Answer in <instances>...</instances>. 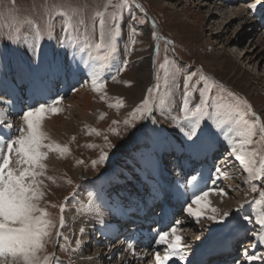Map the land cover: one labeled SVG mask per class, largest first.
<instances>
[{
  "label": "rangeland",
  "instance_id": "obj_1",
  "mask_svg": "<svg viewBox=\"0 0 264 264\" xmlns=\"http://www.w3.org/2000/svg\"><path fill=\"white\" fill-rule=\"evenodd\" d=\"M200 1L201 0H132L127 8L118 13L120 19L117 23V27L121 30L116 33L118 40V55H116L115 60L112 61L111 64L102 70L103 75L107 77L105 88L107 94L106 99L101 100V94L95 93L94 104L97 108L96 114L83 126L73 124L69 133L63 134L62 137L57 140V144L61 147H67L68 152L61 154L54 151L53 164L46 168V177H52L55 183H53L52 180L45 179L47 187L44 189L45 197L41 202V206L46 208L50 213L51 219L56 224V227L51 230V236L47 238L48 242L45 245V249L40 253L41 257H55L60 264H69L70 256L72 257L74 252L80 249L82 250L80 245L77 246L76 240L81 241L82 237L86 235V228H83L82 224H78L77 226L68 224L61 228L59 224L61 215L60 205L65 204L66 206H70L74 201L79 203L80 198H78V194L79 196L82 195L81 188L83 186L86 188L83 195L92 194L95 189H97V191L102 190L104 186H97L93 189L92 186H94L95 181L98 182L107 173L112 175L113 172L117 170L118 166L130 164V166L135 167L137 171L135 176L138 175V178L142 180V183L141 181H136V183L143 184V187L144 183L147 185V188H145V191H147L145 198H140L139 193L141 188L137 186L135 187L137 192H134V201H132L133 207L139 206L140 211L145 216L148 215L153 217L154 215V217H157L160 203L161 205L164 203L169 210L172 206H175L177 193L181 194L183 189H185V187L180 184L178 186H181L179 188L181 192L175 191V184L180 183L179 180H176L178 176L177 167H186L187 164L184 159L189 155L179 149L177 146L178 141L173 140L171 144L161 141L153 135L151 130L153 128H165L169 131L176 129L174 118L182 116L180 109L182 107L185 74H193V82H195L199 74L202 73L210 78L216 85L222 86L224 91L219 93V95H222L225 101H232V97L229 96L228 93H231L232 96L239 97L241 100L247 101L255 117H259L261 124L264 125V44L263 46L255 44L258 39L264 42V23L261 22L259 26L253 25L247 30V26L249 25L248 19L251 15L247 14L238 21L236 20V23H233L231 27H226L225 30H222V28L226 26L227 20L231 18L233 14L236 15L242 7L249 6L256 1L250 0L246 4L238 2L231 4L230 7L223 8V11L220 10L217 16H215V19L210 21H208L209 14L211 11L214 12L213 9L216 8L215 4H217L215 2L223 0H204L203 3L208 5L202 9H199L200 6H198ZM119 2L120 0H0V4L3 5V7L0 8V40L11 44L10 37H16L19 32L18 45H12V47L17 48L19 55H14L9 60V65H14V63L15 65H25V59H27L31 60L33 65L39 66L45 61L44 59H46V57L47 60H51L54 53L65 52L67 53L66 55L69 57L71 56L72 60H81V56L84 54L79 52L76 47H67L65 44H62V41L65 39V33L63 31L65 18L60 15V13L69 8L78 10L80 15L76 19L82 18L84 24L78 25L74 21V28L76 29L74 35L77 37L79 43L94 45L99 42L98 18L95 14L97 12L106 11L105 19H109L112 13L117 12L115 5ZM136 5H139V7H136ZM222 12L224 14H222ZM258 12L264 13L262 10ZM260 14L261 13L257 14V19L261 18ZM131 15L144 18L147 22L143 25L132 22L130 19ZM17 16L21 19L27 18L31 20L32 23L30 25L22 24L16 19ZM153 22H155L154 28L152 26ZM49 26H51L50 36ZM37 29H39V31H37ZM133 29H135V44H131ZM252 29L253 31L250 33ZM152 32L156 33L158 39L152 38ZM167 41L171 43H166ZM37 42L41 47L35 54L36 57L32 59V47ZM225 42L235 44H231V48L228 49L225 48ZM24 46H28L29 55H26ZM157 46L159 47L158 55L155 53ZM127 47L131 48L130 55H125V49ZM92 51L95 54V48H93ZM64 57L65 56H61L60 59L64 60ZM37 58H40L42 61H40V63L39 61L37 62ZM86 58L87 56H85V59ZM124 59L128 60V67L124 72L119 74L116 81H113L110 77L116 73L117 67ZM165 59L174 62L175 67L179 69V72L175 76V83L167 89L162 87L158 95L154 94L157 106L153 110L150 118L136 122V127L143 128V133L133 136L132 132H134L135 129L125 128L123 122L130 119L132 111L139 106L145 98L147 89L153 87L156 83L157 76H159L160 82L163 85L166 72L164 69H161L159 65L164 63ZM169 67H171V65H169ZM10 68L9 66L8 71ZM5 75L4 73L3 79H6ZM84 76L87 75L84 73ZM68 80H71L70 77ZM56 84H58L57 81ZM74 87L75 88H72L71 91L79 90L78 88H80V85L77 84L74 85ZM56 88H59V86ZM215 94H217V89H213V95ZM19 96V99H22L23 95L20 94ZM57 96H61V94H57ZM67 98H69V94L63 97L64 100ZM161 99L165 101V106L163 107L159 105V100ZM197 100L198 93L194 94L193 103ZM22 101L20 102V113L17 115L15 121L12 122L11 120L13 119L11 118L7 123L21 125L20 123L23 122L21 118L22 112L23 110H27L24 109L23 105H25V107L26 104L27 107L29 105V102L26 100ZM118 101H123L122 107H109V105H116ZM1 107L2 106H0V108ZM10 107H12V103H8V107H3L2 111L7 113ZM248 118L252 119L253 117L250 115ZM113 121H117V123L113 124ZM3 126L4 125H0V131L3 130L1 129ZM113 128L120 132V137L113 135L110 131ZM97 133H99V135H97ZM262 135L264 134L260 132L258 127L256 135L253 138V145L250 149L256 150L259 153L256 157L257 163L255 167L257 168L260 167L261 163H264V141H262ZM105 136L108 137V140L112 144L116 145V148L108 149L106 147L104 140ZM211 148L214 152L215 150L218 153L223 152L225 155L222 160L227 158L232 163L231 165L225 166L228 167V169H223V172L229 175L228 180H226L229 184L220 181L221 186L219 187L223 188L228 193L227 196H224L226 199L223 201V205L226 206L228 210L226 212L230 213L228 218L232 219L237 216L238 212H245V214L247 212L250 216L253 215V218H257L259 213L264 210V201L260 204L254 202L261 200V193L264 192V181L249 180L248 173L243 170L242 165L238 162L234 163L232 160L234 153L223 137H221V142L218 145ZM164 149L165 152H163ZM101 151L109 152V159L106 165L93 168L91 161L98 159ZM162 152L165 153L163 158H161L163 160L158 161L159 154ZM146 153H150L152 156L153 162L151 168L147 167L145 164L144 156ZM201 157L203 158L204 154L197 158L194 165H198V171L206 168L204 167L205 165H199ZM78 161H83V163L78 164ZM174 166L175 169H173ZM172 169V176L175 177H173V179L171 178L170 181H165L163 170L172 172ZM207 170L209 176H207L208 178L204 177V180L207 181L208 187L219 189L215 187V184H213L210 179V174L212 173L210 168ZM134 172L135 171H133V173ZM197 173L198 172L195 173V170L189 172L188 169H186L179 174L182 178L184 175L186 178H189L191 175ZM122 175L123 174H121V176ZM148 175L150 181L147 178ZM211 175L215 176L214 174ZM184 179H182V181ZM69 180L72 182L71 184L68 183ZM254 185L256 191L251 190ZM154 186H158L160 189V199L154 200L155 202L161 200L160 203L157 202L158 204H155L152 200L154 199L152 196ZM242 191L248 192L249 195L248 197L238 199L237 196L241 194ZM110 195L113 197L114 192H111ZM165 195L167 197H165ZM112 200L113 204L117 203L114 199ZM125 201L127 203L128 199L125 198ZM77 203H73L72 205H76ZM146 204H149V206H145ZM52 205H56V207H52ZM249 205H251V207H249ZM183 209L184 208H179L176 210V219L178 217L182 218L186 213ZM171 211L173 215H175L174 211ZM220 212L221 215L225 213L222 210H220ZM131 214L129 215L130 218L135 216V213ZM245 214L242 213L239 215L241 218L240 221L244 223L246 222L243 220ZM190 218L186 221L187 224L181 225V227L178 225L179 232L188 235L186 241H193L189 243L191 246V248L189 247L190 249L186 246L183 249L185 252L189 249V252H187L189 259L192 256V249L200 245L207 236L206 231L201 229L202 226L204 227V224L200 226L199 222L195 221L197 225L194 222V218H191V222ZM126 222L128 223L129 221ZM238 225L239 223L237 227H239ZM170 227L171 226H169V228ZM81 228L84 229L83 233L80 232ZM255 228H258V226ZM57 232H60L61 235L57 236ZM102 234H104V232ZM102 234L100 233L99 235ZM248 235L249 234H246L245 238L239 237L237 244L241 245H239V247L235 246L233 249L234 258L229 264H234L235 260L240 261L243 259L244 249L242 250V244H248ZM171 239L172 237L170 236L169 240ZM121 240L122 237H120V235L113 241L109 240L110 245H108V247H101L105 248L103 254L109 251L106 250L108 248L111 252L116 246L117 241ZM246 240L247 242H245ZM251 242L258 243V240L253 237V239L251 238ZM152 243L153 242L147 246V250L149 249L148 254L151 252L152 256H154L157 250H151V248H149L154 246ZM165 247L166 246L161 247L159 250L160 254L164 255ZM221 247L224 246L221 244ZM62 248L65 250H61ZM98 248L99 239L96 238L93 240L90 249L88 248V250L80 253L83 255V258H87L89 256H94L93 253ZM246 249H249L250 253V245L247 246ZM126 250L127 246L121 248L115 255H109L106 257V260L104 259L105 257H97L96 262L97 264L101 263V261L103 264H119V259L123 258L124 251ZM259 253L264 255L262 250H260ZM134 256L138 257L135 253ZM151 259V257H145L141 260L140 258H136L133 264H148ZM153 261L156 263L154 258ZM177 264H181V262H177Z\"/></svg>",
  "mask_w": 264,
  "mask_h": 264
},
{
  "label": "snow or ice",
  "instance_id": "obj_2",
  "mask_svg": "<svg viewBox=\"0 0 264 264\" xmlns=\"http://www.w3.org/2000/svg\"><path fill=\"white\" fill-rule=\"evenodd\" d=\"M132 0H120L115 5L117 12L110 15L109 19H105V12H97L95 15L98 18L99 27V42L92 44L79 43L74 35V21L78 25H83L84 20L76 19L80 13L76 9H67L61 12L65 18L63 31L65 39L62 44L67 47H76L81 52L80 63L85 65L87 69V80L91 83L92 91L101 94L100 99H106V83L107 77L102 73L118 55V40L116 33L121 30L117 27L120 19L118 13L127 8ZM3 5L0 4V8ZM139 7V5H136ZM258 7H264L261 0L250 5V11L254 14ZM16 19L22 24H31L32 21L27 18ZM132 22H137L141 25L147 21L144 18H138L136 15H131ZM95 26V25H94ZM153 28L155 22H153ZM39 31V29H37ZM133 39L131 44H135V29H133ZM51 35V26H49V36ZM152 38L158 39L155 32H152ZM11 44L0 40V92L8 94L6 99L4 95H0V105L8 107L9 99L12 101L10 112L20 111V103L18 96V87L10 81L3 79V74L8 71L9 60L14 55H19L17 48L12 47L13 44L19 43V32L16 37H10ZM166 43H171L167 41ZM41 45L37 42L32 47L35 55ZM96 52L93 53L92 49ZM156 55L159 54V47L155 49ZM65 53H54L50 61L47 57L39 66H34L31 60L25 59V68L28 72L36 77L35 95L30 96L27 110L22 112L23 127L15 129V136L11 131L7 134H0V264H60L55 257L44 256L40 253L44 251L45 245L51 236V230L56 227V224L51 219L50 213L46 208L41 206L44 200L47 187L45 179L55 181L52 177H46L47 165L44 163L49 152L55 151L58 153L68 152L67 147H61L58 144L49 142L47 133L44 131L43 122L47 119L49 113L56 115L62 111L59 105L62 103V96H53L51 88L48 84L39 79L41 73L59 77L61 75H70L73 79H78L84 76V70L79 64L73 68L72 64L60 59L61 56H66ZM131 54V48L125 49V55ZM85 56L87 58L85 59ZM171 65V67H169ZM128 67V60L124 59L116 69V73L111 75L113 81L117 80L120 73L124 72ZM159 67L166 72L163 85L160 82L159 76L156 78V83L153 87L147 89L145 98L139 106H137L130 114V119L125 120L124 126L128 129H135L132 132L133 136L141 135L143 128H137L136 122L148 119L151 117L155 109L156 100L154 94L158 95L163 88L167 89L175 83V76L179 69L175 67L174 62L165 59L164 63ZM194 81L193 74H185L183 82V99L180 109L182 116L174 118L176 129L169 131L165 128H153L151 131L155 137L166 143H172L173 140L178 141L179 149L189 155L190 158H198L205 154L211 147L218 145L221 142V137L228 142L232 152L236 155V159L240 161L243 170L248 173L249 180L264 181V163L260 167H255L256 157L259 153L256 150H250L253 145V138L256 135V130L264 134V125L261 124L259 117H255L251 106L247 101L241 100L239 97L232 96V101H225L222 95L224 91L222 86L216 85L207 76L199 74L198 79ZM130 86V85H128ZM213 89H217V94L213 95ZM198 93V100L193 103L194 94ZM161 107L165 106L163 99L159 100ZM122 107L123 101H118L116 105L109 107ZM4 111H0V125H4L8 130L13 129L11 123L6 122ZM253 118H248L249 116ZM117 121H113L116 124ZM113 135L120 137V132L113 128L110 130ZM99 135V133H97ZM105 145L108 149L116 148L108 137H104ZM264 141V135H262ZM13 157L15 159L13 160ZM109 159V152L101 151L98 159L92 160L93 168L106 165ZM147 167H152V156L146 153L144 156ZM83 161H78L82 164ZM15 166H12V165ZM215 176L210 178L215 184L216 180L226 176L220 168L215 170ZM69 184L72 182L69 180ZM186 183L193 188L190 197V202L186 203L184 211L187 216L194 217L197 222L201 218H206L215 223V227L210 229L209 235L204 238L202 243L192 249V256L189 259L188 253L183 249L182 237L178 235V225L180 221H176L168 230L157 233L155 243L157 245H166L164 255L161 256L160 251H155L154 259L156 264H172L184 262V264H209L207 257L217 251L223 242V237L235 231L237 224L240 222L239 215L229 219V213L225 212L219 215L216 208L209 207L210 193H217L220 196H227L228 193L223 188H208L199 187L200 183L207 184L201 175L199 181L196 175H191L186 180ZM256 191L255 185L252 188ZM152 196L154 199H159L160 189L154 186ZM67 199V198H66ZM101 203H104L103 196L99 197ZM188 200L189 198H185ZM264 201V192L261 193V200L254 203L260 204ZM195 206V207H193ZM56 207V205H52ZM65 204L60 205V227H64V211ZM251 207V205H249ZM207 211H211L213 215H205ZM243 220L252 223L249 213L246 212ZM255 224L259 226V232L255 229L251 230V235L256 238L261 244H264V210L255 219ZM83 233L84 229L81 228ZM61 233L57 232V236ZM172 237L169 240V237ZM77 246L80 245V240H76ZM129 249L133 248L132 244L128 245ZM65 250V249H61ZM246 254L248 264L253 261L264 260V255L256 253ZM175 258V259H174ZM234 264H240L239 260H235Z\"/></svg>",
  "mask_w": 264,
  "mask_h": 264
},
{
  "label": "bare ground",
  "instance_id": "obj_3",
  "mask_svg": "<svg viewBox=\"0 0 264 264\" xmlns=\"http://www.w3.org/2000/svg\"><path fill=\"white\" fill-rule=\"evenodd\" d=\"M178 1H181V0H178ZM227 1H231V0H227ZM203 2H204V0H201L199 3L197 2L199 4L198 6H200L199 9H202L203 7L204 8L207 7L208 4H205ZM215 3H217V4H215L216 8L213 9L214 12L211 11V13L209 14L208 21L215 19V16H217V14L223 8L231 6V5L225 4L224 1H219V2L216 1ZM262 4H264V3L262 2ZM259 10L264 11V7H258L255 14L252 11H250V5L242 7V9L239 10L236 15L233 14L232 17L227 20L226 26L223 27L222 30H225L226 27H231L233 25V23H236L235 22L236 20L238 21L239 19L243 18V16H245L247 14H251L249 16V19L247 18L249 21V23H248L249 25L247 26V30L253 25L259 26V24L261 22L264 23V13L258 12ZM259 13H261L260 14L261 18L257 19V14H259ZM222 14H224V13L222 12ZM252 31H253V29L250 31V33ZM225 43H226L225 48H228V49L231 48V44H235V43H227V42H225ZM255 44H259V46H263L264 42H263V40L258 39V40H256ZM242 46H243V44H242ZM24 49L26 51L25 52L26 55L27 54L29 55L28 46L27 47L24 46ZM71 54H73V53H71ZM32 55H33L32 59L36 57L33 54V51H32ZM242 59H243V57H242ZM64 60L67 63L72 64L73 68H75L76 65L79 64L80 68L83 69L84 73L87 75V69L85 68V65L83 63H80V60H78V61H75V59L72 60L71 56L69 57L68 55H66L64 57ZM38 61L40 63V61H42V60H40V58H37V62ZM48 61H50V60H48ZM9 66L11 68L9 71L5 72V74H6L5 77H6V80L10 81L12 84L17 85L18 96L20 94L23 95L22 99H19V103L22 100H26L27 102L31 103V101L29 100V97L35 95L34 85L36 82V77H34V75L32 73H30L26 70L25 65H15V63H14V65H9ZM34 66H36V65H34ZM69 77L71 79L70 81L68 80ZM86 77L87 76H84V77H81L78 79H73L70 75H68V76L61 75L59 77H52L51 75H46L44 73H41L39 79L48 84V87L51 88V94L53 96H57V94H61V96L64 97L65 95L69 94V98H67L65 100L63 99L62 103L59 105V107L62 109V111L56 115H52L51 113H49L47 119H45V121L43 122V128H44V131L48 135L49 142L57 144V140L59 138H61L63 134H66V133L68 134L69 131L71 130V126L73 124L83 126V125L87 124L88 121L91 119V117L96 114L97 108H96V105L94 104V102H95L94 97L96 96V94H95V92L92 91V88H90V87H92L91 83L87 80ZM56 81L58 82V84H56ZM77 84L80 85V88H78L79 90L71 91L72 88H75L74 85H77ZM57 86H59V88H56ZM88 86H89V88H88ZM0 95H4L6 99L8 98V94L5 92H0ZM25 97H26V99H25ZM19 98H20V96H19ZM9 103H12L11 99H9ZM22 105H23V103H22ZM0 106H2L0 108V111H2L3 107H5V106H3V105H0ZM23 107H24V109H27V104H26V107H25V105H23ZM9 112L10 111L8 109L7 115H6V122H8V120H10L11 118L13 119L11 121L14 122L17 115L20 113V111H15L13 114H12V112L11 113H9ZM14 124L15 125L12 124L13 125L12 130H8L6 127L3 126L1 128L3 130L0 131V134H7V133H9V131H11L12 135H15L16 134L15 129L24 126L23 122L20 123L21 125L16 124V123H14ZM13 138H14V136H13ZM163 152H165V149ZM163 152L159 154L158 161L163 160V159H161V158H163V156L165 154ZM224 155L225 154L223 152H220V153H218L217 151L214 152L212 150V148H210L204 154V157L203 158L201 157V161L199 164V165H203V166L205 165L204 167H206V168L200 169L199 171H198V165L194 166L196 161H197V158H190L189 156L186 157L184 160L186 161L187 166L184 168L179 167V166L177 167V172H178L177 175L178 176H177L176 180H179L180 183L175 184V188H176L175 191L176 192L180 191L179 188L182 185L185 187V189H183L181 194L177 193V195H176L177 199L175 198L176 204H175V206H172L170 210L164 203H163V205H161V203H160L161 200H158L155 202L154 201L155 199H152L155 204L157 202L160 203V207L158 209L159 214H157V217H154V215H153V217H150L148 215L145 216L140 211L139 206L133 207V202H132V201H134L133 195H134V192H137L135 187L140 186V188L142 189V190L140 189V193H139L140 198H142V197L145 198V195L147 194V191H145V188H147V185L144 183V187H143V184H141L142 180L138 178V175L135 176V174L137 173V171L135 170V167L130 166V164H124V166H118L117 170H115L112 175H109V173H107L98 182L95 181L94 186H92L93 189L97 186L98 187L104 186V188L102 190L97 191V189H95V191L92 194H84L83 195V193L85 192V189H86L83 186L81 188L82 195L79 196V194H78V198H80L79 203H77L76 201L72 202L70 204V206L65 207V211H64V220H65L64 226H67L68 224L69 225L71 224L74 226H77L78 224L79 225L82 224L83 228H86V231H87L86 235H84V237H82V239L80 241V247L82 248V250L80 249L79 251L74 252L72 254V257L70 256V258H69L70 263L69 264H97V262H96L97 257H105L104 259L106 260V257H108L111 254L115 255L117 251L119 252L120 249L125 248V246H127V250L124 251V255L122 254L123 258L121 257L122 259H119V264H133V262L136 258H140V260H141V259H144L145 257H147V258L151 257L152 258L148 264H156L153 261L154 256H152V253L150 252L148 254L149 249L147 250V246L150 245L151 242H153L152 244H154V246L149 247V248H151V250H160L161 247H164L166 245H157L155 243V241L157 239V233L164 231V230H167L169 228V226L174 225L175 220L180 221L179 225L181 227V225L187 224L186 221L190 218L189 216L187 217L186 213L182 216V218H179V217L177 219L175 218L176 210L179 208L181 209V208L186 207V203L190 202V197H191V194L193 192L192 186H190L186 183V180L188 178H186L185 175L182 178L179 173L182 172L183 170H186V169H188L189 172H191L192 170H195V173L198 172L197 174H195L197 176L198 181H199L201 175H203V177L208 178L207 176H209V172L207 169L210 168V171L212 172L211 174L215 175L216 174L215 170L217 168H220L223 171V169H228V167H225L226 165L232 164L231 161H229L227 158H224L222 160ZM14 159H15V157H13V160ZM232 160L234 161V163H237V162L240 163V161L238 159H236L235 154H233ZM53 161H54V151L49 152L48 158L44 163L47 165V168H48L49 166H51L53 164ZM152 162H153V159H152ZM12 166H15V165L13 164ZM162 166H164V165H162ZM173 169H175V166L173 167ZM173 169H172V172H170L168 170H163L164 175L166 176V177L164 176L165 181H168V180L170 181L171 178L173 179V177H175V176H172ZM133 171H135V172L133 173ZM121 174H123V175L121 176ZM211 174H210V178L214 177ZM149 175L147 176V178L149 177ZM184 178H186V179H184ZM228 178H229V175L226 174L225 177H222L221 179L216 180L215 181V187L219 188L221 186L220 181H222L225 184H227V183L229 184V182L226 181V180H228ZM182 179H184V180L182 181ZM136 181H141V183L137 184ZM149 181H150V179H149ZM154 181H156V180H154ZM180 184H181V186H178ZM205 186L208 187V183L206 185L204 183L199 184V187H201V188H203ZM208 188H210V187H208ZM251 190H252V188H251ZM111 192H114L113 197L110 195ZM101 195L103 196V199H104L103 204L101 203V201L99 199V197ZM172 195H173V193H172ZM248 195H249L248 192L246 193V192L242 191L241 194H239L237 196V198L238 199L245 198V197H248ZM165 197H167V196L165 195ZM186 197L189 199L186 200L185 199ZM125 198L128 199L127 203L125 201ZM112 199H114V201H116L117 203L113 204ZM208 199L211 202L209 207L216 208L218 210L219 215H221L220 210H222L223 212L228 211L226 209V206L223 205L224 204L223 201L226 199V198H224V196H220L217 193H210ZM77 201H78V199H77ZM73 203H77V204L72 205ZM125 203H126V205H125ZM154 203H153V205H154ZM149 204H146L145 206L148 207ZM193 207H195V206H193ZM171 210L174 211L175 215H173ZM131 213H135V216L132 218L129 217V215ZM242 213L245 214V212H238L237 215H241ZM147 214H148V211H147ZM205 215L206 216L207 215H213V213L211 211H207L205 213ZM229 215H230V213H229ZM251 217L253 218V215H251ZM191 218H194V217H191ZM191 218H190V222L192 221ZM255 219L256 218L254 217L252 220V223H249L248 221H246L245 223L240 221L239 225H238L239 227L236 226L237 228L235 229V231L233 233L228 234L225 237H223L224 243H222V244L225 245V246L223 245L224 249L227 248L229 250V251H227V253H229L228 260H233V258H234L233 257V253H234L233 249L235 248V246L239 247V245H241V244H237V241L239 240V237L245 238L246 234H249L248 235L249 241H248V244H245V243L242 244L243 248L242 247L241 248H242V250L244 249V254L242 257L243 259L240 260V264H248L245 253H247V254L257 253L258 255H261L259 253L260 250H262V252H264V244H261L259 241H258V243L257 242H253V243L251 242V238L253 239V236L251 235V230L255 229L259 232V226L255 224ZM126 221H129V222L127 223ZM195 221H197V220L194 218V222ZM195 223L197 224V222H195ZM199 224H200V226H201V224H204V227L202 226L201 229L206 231L207 236L209 235L210 229H212L216 226L215 223L207 220L206 218H201ZM256 226H258V228H255ZM134 230L135 231L139 230L137 236H134V235L131 236V233ZM129 231H131V232L129 233ZM89 232L94 233L90 240H88L90 235L88 236V238H86ZM103 232H104V234H102ZM127 232H128V234H127ZM100 233L102 235H98ZM177 234L182 237V244L183 245L188 244L185 246L187 248H189V247L191 248L189 243H192L193 241L192 240L186 241V239L188 238V235H186V233L181 234L179 231ZM119 235H120V237H122V240L117 241L116 246L113 248V250L111 252H110V249L108 248L106 250H109V251H107L106 254H103V251H105V248H101V247H108V245H110L109 240L113 241V240L117 239V236H119ZM96 238L99 239V248L94 251V253H93L94 256H89L87 258H83V255L80 252H84V251L88 250V248L90 249L93 240H95ZM245 242H247V240ZM249 243H251V244H249ZM129 244L133 245L132 249L128 248ZM111 245H112V243H111ZM249 245H250V253H249V249L248 250L246 249V247ZM219 247H221V245ZM189 249L186 252H189ZM134 253L136 255H138V257L134 256ZM141 254H143V255H141ZM145 255H148V256H145ZM161 256H163V255L161 254ZM182 263H184V262H181V264ZM99 264H103L102 261ZM168 264H172V261H169ZM252 264H264V260L253 261Z\"/></svg>",
  "mask_w": 264,
  "mask_h": 264
}]
</instances>
